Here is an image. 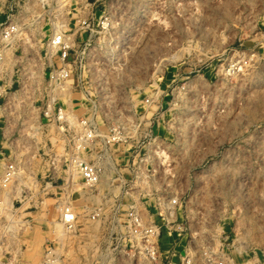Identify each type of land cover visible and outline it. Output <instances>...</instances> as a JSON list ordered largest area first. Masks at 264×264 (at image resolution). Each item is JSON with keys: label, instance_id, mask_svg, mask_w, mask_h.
<instances>
[{"label": "rangeland", "instance_id": "rangeland-1", "mask_svg": "<svg viewBox=\"0 0 264 264\" xmlns=\"http://www.w3.org/2000/svg\"><path fill=\"white\" fill-rule=\"evenodd\" d=\"M51 260L264 264V0H0V264Z\"/></svg>", "mask_w": 264, "mask_h": 264}, {"label": "built area", "instance_id": "built-area-1", "mask_svg": "<svg viewBox=\"0 0 264 264\" xmlns=\"http://www.w3.org/2000/svg\"><path fill=\"white\" fill-rule=\"evenodd\" d=\"M15 32H16V27L11 25L3 30L2 32L3 38L6 40H9L10 38H12ZM51 45L52 47L57 48L61 52V55L63 58H65L68 55L69 49H70V43L63 33L60 32L58 34H55V36H53L51 39ZM53 75L55 76H53V80L51 77V81L56 82V81L62 80L64 77H67L69 75V71L66 68V65H63V68L60 69V71L53 73ZM50 112L51 110L47 109L45 114L49 115ZM58 113L65 116V113L61 112L60 110L58 111ZM87 136L88 138L92 137V133L90 130L87 133L86 137H84V139L88 140ZM73 162L76 163L80 167L79 170H80L81 176L87 185L96 186L101 181L102 174L100 173V169H98L95 165H91L89 163L79 161L78 158L73 160ZM14 175H15V166L14 164H10L7 166L5 170L4 178L8 180V179H11ZM171 203L175 204V200L173 199ZM93 216L95 217L96 214H94ZM76 219H77V216L73 212L70 206L63 207L61 220L63 221L64 224H66L65 227L67 228V230L74 228ZM140 222H141L140 219L135 214V216L133 217V223H132L133 232H135L137 228L140 226ZM146 229L147 228L143 227V230L141 231L138 230L136 233H139V235L141 233V237H142L143 233L149 232L151 234L149 238L153 239V236L156 233L155 229L154 228H151V230L150 229L146 230ZM156 249L157 248L155 247V250H153L152 248L151 251L149 250V252H147L150 257L153 256V260H155ZM50 264H52V260Z\"/></svg>", "mask_w": 264, "mask_h": 264}]
</instances>
